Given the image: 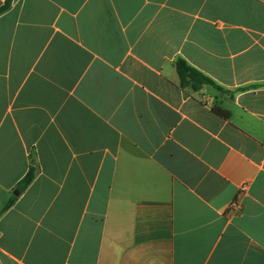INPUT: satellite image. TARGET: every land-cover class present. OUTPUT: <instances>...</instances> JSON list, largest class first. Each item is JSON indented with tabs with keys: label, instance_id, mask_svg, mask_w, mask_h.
I'll list each match as a JSON object with an SVG mask.
<instances>
[{
	"label": "crops",
	"instance_id": "obj_1",
	"mask_svg": "<svg viewBox=\"0 0 264 264\" xmlns=\"http://www.w3.org/2000/svg\"><path fill=\"white\" fill-rule=\"evenodd\" d=\"M8 3L0 264H264V0Z\"/></svg>",
	"mask_w": 264,
	"mask_h": 264
},
{
	"label": "trees",
	"instance_id": "obj_2",
	"mask_svg": "<svg viewBox=\"0 0 264 264\" xmlns=\"http://www.w3.org/2000/svg\"><path fill=\"white\" fill-rule=\"evenodd\" d=\"M9 7L8 0L0 8V14L6 11ZM175 70L179 78V87L182 89L189 88L193 91L200 89L202 86L208 85L218 91H223V89L217 86L211 79L203 75L201 72L190 67L184 60H177L175 63ZM37 174V165L31 161L29 169L23 179L17 184L14 193L21 195L33 182ZM17 196H12L3 209V212L8 210L12 204L16 201Z\"/></svg>",
	"mask_w": 264,
	"mask_h": 264
},
{
	"label": "built area",
	"instance_id": "obj_3",
	"mask_svg": "<svg viewBox=\"0 0 264 264\" xmlns=\"http://www.w3.org/2000/svg\"><path fill=\"white\" fill-rule=\"evenodd\" d=\"M247 184H243L242 186H240L237 196L235 197V199L231 202V204L229 205V209L230 210H239L242 208L241 202L239 200V196L244 193V191L246 190Z\"/></svg>",
	"mask_w": 264,
	"mask_h": 264
}]
</instances>
